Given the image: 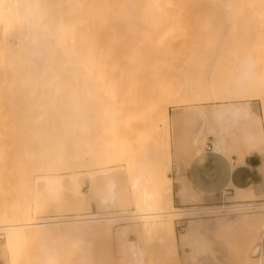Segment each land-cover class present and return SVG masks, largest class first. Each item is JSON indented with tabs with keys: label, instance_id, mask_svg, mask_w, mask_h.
<instances>
[{
	"label": "bare ground",
	"instance_id": "obj_1",
	"mask_svg": "<svg viewBox=\"0 0 264 264\" xmlns=\"http://www.w3.org/2000/svg\"><path fill=\"white\" fill-rule=\"evenodd\" d=\"M99 1L97 9L96 0H0V232L5 236L10 264H23L27 255L36 257L37 260L31 258L34 264H98L89 258L94 244L85 233H109L117 222H126L144 233H162L176 247V216L194 218L207 212L264 211V203L255 201L177 209L171 174L162 187L138 188L137 210L133 213H112L117 205L112 174L105 183L104 193L98 190L90 195L82 193L81 179L97 176L103 162L97 150H85L87 145L82 135L90 118L81 112L94 105L127 110L138 102L135 96L145 87L154 93L153 121H160L167 131L169 113L163 93L156 88L175 92L167 99V104L174 106H180L179 92L168 88L164 79L161 87L155 83V77L143 79V72L175 70L167 64L215 59L237 49L238 52L243 49L241 58L247 61H264V0ZM99 11L113 14L110 24L115 26L112 29L115 32L110 33L113 36L107 35V47L106 44L102 47L105 42L98 47L96 65V44L89 33V20ZM192 15L199 19H173ZM242 72V80L247 79L250 71L242 69ZM241 88L242 93L257 90L254 86ZM245 97L238 94L214 99L216 104L210 109L203 105L182 109L192 114L190 119L202 124L212 119L237 125L255 116L250 103L223 102ZM212 142L218 154L224 155L232 149L224 137L215 135ZM194 143L197 153L203 154L199 135ZM12 169H16L14 173ZM10 173L17 184L12 185L14 179H11V185L7 181L6 186L5 177L9 178ZM176 182L177 197L184 198L187 189L179 178ZM141 183L140 179L135 180L136 187ZM39 184L41 188L35 189ZM10 193L17 200L14 203L11 197L14 204L10 203L9 207L5 196L10 197ZM87 203H95L100 213L81 217ZM66 214L74 217L61 218ZM251 221L263 225L264 214ZM200 227L198 221H190L186 236L191 237ZM57 233L67 234L68 244L62 240L55 246L48 244V236ZM260 237V245L252 247L246 264H264V258L256 257L261 251L264 231ZM37 239L40 241L34 252L32 244ZM129 251L133 256L130 264L143 263L139 258L143 251L140 247L131 243ZM66 252L70 255H65ZM31 259L28 260L33 264ZM203 264L212 262L208 258Z\"/></svg>",
	"mask_w": 264,
	"mask_h": 264
},
{
	"label": "rangeland",
	"instance_id": "obj_2",
	"mask_svg": "<svg viewBox=\"0 0 264 264\" xmlns=\"http://www.w3.org/2000/svg\"><path fill=\"white\" fill-rule=\"evenodd\" d=\"M98 1L96 0L97 9H99L100 3ZM109 14H111V18L108 17ZM106 17L110 20H107ZM112 17L111 12L101 14L100 11L90 17L89 33L96 44L94 48L96 56H93L96 65L99 61L97 58L98 47L100 48L101 43L109 39L107 35L113 36L110 34H113L115 30V26L112 27L110 24L113 20ZM173 19L192 21L199 19V16H179ZM112 29L114 30L112 31ZM101 39L105 40L102 41ZM105 44L107 47V42L103 43L102 47H105ZM112 49L114 50V47ZM237 50L236 53L231 50V53L215 59L182 60L167 64L175 67V70H161L156 74L146 70L147 72L142 73L143 79L155 77V83H159L160 87L164 82L168 88L179 92L177 96L179 95L178 98L181 100L178 104L180 106H174L172 103L167 104L169 101L167 99L176 93L156 88L158 92L163 93L165 107L169 113L167 131L164 130L165 126L160 121H153L151 100L154 93L145 87L135 96L138 102L127 110L119 111L110 105L104 106L102 109L94 105L86 112H81L90 118L85 126L87 130L82 135L87 145L85 150H97L103 162L101 168L98 169L97 176L92 179L89 177L81 179L82 193L90 195L95 190L104 193L106 190L105 183L108 176L112 174L115 176L117 194V205L112 213H133L137 210V198L140 194L138 188L141 186L151 190L156 186L162 187L171 174L174 182V205L177 209L234 205L235 202L239 201L264 203V192L256 195L250 190L237 192L234 189L232 194L230 190H225L217 196L207 198L192 186L190 179L186 176V171L194 160L199 159L203 164H206L207 147L211 145L214 151L212 139L215 135L224 137L229 145L231 142L230 148L232 149L224 155L232 162L233 155L242 156L247 151L259 153L264 158V102L262 101L264 99V61H247L241 58L243 54L240 53H243V49H239L242 50L240 52ZM112 60L113 58H110V62H113ZM242 69L246 72L250 71V75L245 80H242ZM108 74L110 75V72ZM163 79L165 81L161 82ZM242 86L246 88L254 86L257 90L242 93ZM238 94L247 97L244 100L223 103H250L249 106L255 112V116L241 124L230 125L228 121L212 119L202 124L197 119L192 120V114L182 109L191 105H203L210 109L216 104L214 99ZM179 107L182 110L178 109ZM189 116H192L191 119ZM162 130L163 132L160 133ZM197 135L201 138V146L204 148L203 154L197 153V145L194 143ZM16 161L21 162V160ZM11 165H8V168H11ZM15 166L17 167V165ZM15 166L12 167L15 168ZM97 166L94 165L93 167ZM15 170L12 169V173ZM260 171L264 175V165ZM10 174H7L9 178L5 175V183L8 181L10 185L11 183L12 185L17 184L14 176ZM177 178H179L183 188L187 189L184 198L177 197L176 193L179 188V184L176 182ZM11 179L14 180L10 183ZM136 179H140L142 182L138 187L135 185ZM8 183L5 185L8 186ZM37 187L41 188L40 184L35 189ZM7 195L5 196L6 206L10 207L17 200V196L14 193L13 195L16 197L11 193L10 197L9 194ZM11 197L14 203H12ZM97 213L100 212L96 204L87 203L83 206L81 217ZM263 214V210H257L239 214L207 212L194 218L183 214L176 216L174 219L178 237L177 242H175L177 243L176 247L170 243L172 240L168 241L162 233L154 231L144 233L135 227H129L126 222H117L109 233H85V236L92 239L94 244V249L89 258L98 264H130L129 259L132 260L133 256L129 251V244L133 243L140 247V250H143V254L139 255L143 261L142 264H203V260L208 258L212 264H246L248 253L253 249L252 247L262 241L260 236L264 231V224L253 222L251 218ZM66 215L61 216V218L74 217L72 214ZM192 220L198 221L201 227L191 237H187V229ZM59 240L68 244L70 237L65 233H57L49 235L46 241L55 246ZM39 241L37 239L32 244L34 252ZM5 245V236L0 232V264H10ZM261 245V251L256 253V257L259 256L263 259L264 239ZM66 254L68 255V252ZM27 256H25L23 264L31 258L37 260L36 257L28 258ZM26 258L28 259L26 260ZM32 261L33 259H31V263H33Z\"/></svg>",
	"mask_w": 264,
	"mask_h": 264
},
{
	"label": "crops",
	"instance_id": "obj_3",
	"mask_svg": "<svg viewBox=\"0 0 264 264\" xmlns=\"http://www.w3.org/2000/svg\"><path fill=\"white\" fill-rule=\"evenodd\" d=\"M206 160V164L194 160L186 171L192 186L205 197L217 196L225 190L232 194L234 189L263 194L264 175L260 169L264 158L261 154L247 151L242 156L233 155L232 162L225 155L207 151Z\"/></svg>",
	"mask_w": 264,
	"mask_h": 264
},
{
	"label": "built area",
	"instance_id": "obj_4",
	"mask_svg": "<svg viewBox=\"0 0 264 264\" xmlns=\"http://www.w3.org/2000/svg\"><path fill=\"white\" fill-rule=\"evenodd\" d=\"M207 151H213L211 145H209V146L207 147Z\"/></svg>",
	"mask_w": 264,
	"mask_h": 264
}]
</instances>
